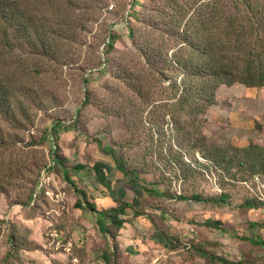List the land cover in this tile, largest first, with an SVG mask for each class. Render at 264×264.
Here are the masks:
<instances>
[{"label":"rangeland","instance_id":"1","mask_svg":"<svg viewBox=\"0 0 264 264\" xmlns=\"http://www.w3.org/2000/svg\"><path fill=\"white\" fill-rule=\"evenodd\" d=\"M242 1L65 0L39 16L56 63L10 40L4 75L23 81L0 117V264H264V87L221 86L191 112L173 60L207 3L215 31L247 16L262 54L264 0ZM117 200L138 202L102 234L85 203Z\"/></svg>","mask_w":264,"mask_h":264},{"label":"trees","instance_id":"2","mask_svg":"<svg viewBox=\"0 0 264 264\" xmlns=\"http://www.w3.org/2000/svg\"><path fill=\"white\" fill-rule=\"evenodd\" d=\"M65 0H0V117L4 119V110L11 112L10 92H16V87L23 81L19 79H8L4 70L8 64L5 62V55L8 53L10 40H13L20 47L27 46L30 48L32 55L41 61L47 60L56 63L54 57L57 48L58 36L53 33L52 29L47 27L48 18L40 19L42 10L48 7L58 8ZM56 2V3H55ZM247 1L242 4L247 6ZM56 4V5H54ZM264 4V3H263ZM202 13L196 21H190L185 24L183 29V44L178 51L173 53L175 64L182 69L184 80L192 82L193 87L197 90L198 96L192 98L191 92H185L183 100H186V107L195 103L191 112L200 107L206 109L214 105L216 92L221 86L231 87L235 84H241L247 88L264 87V50L263 53L253 54L248 44V35L253 31L246 25L247 16L244 14L240 17L233 15L228 19V23L217 26L220 32L214 30L213 21H208L214 17V12H209L208 3L204 4ZM202 5V6H204ZM260 3L254 5V9L260 8ZM252 7V6H251ZM247 10V9H246ZM264 10V8H263ZM44 13V12H43ZM247 15V14H246ZM246 18V19H245ZM227 20V19H226ZM193 24V26H192ZM193 27V28H191ZM249 32V33H248ZM108 50L114 48L116 36H110ZM250 46V47H249ZM264 49V41H263ZM33 52V53H32ZM237 54L236 57L233 55ZM201 100L202 103L198 101ZM4 104H7L4 106ZM3 138L0 137V145ZM112 152V150H110ZM119 171L127 178L132 179V183L142 188L147 195L161 198L166 197L153 188L148 189L144 182L140 180L135 172L127 171L122 165L119 158L115 159ZM184 198V197H183ZM192 200L195 202L215 203L214 199H202L201 196L194 195ZM135 201L133 204L115 201V208L107 211H97L95 206L89 205L88 210L96 214V224L100 233L110 235V229L123 228L126 221L121 219L126 216L128 210H135ZM114 237V236H113ZM223 264H231L221 260Z\"/></svg>","mask_w":264,"mask_h":264}]
</instances>
